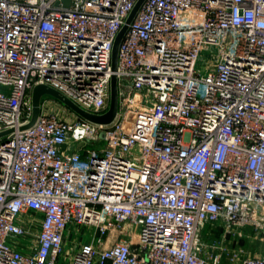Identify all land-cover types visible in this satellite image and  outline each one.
Instances as JSON below:
<instances>
[{
	"label": "built area",
	"instance_id": "1",
	"mask_svg": "<svg viewBox=\"0 0 264 264\" xmlns=\"http://www.w3.org/2000/svg\"><path fill=\"white\" fill-rule=\"evenodd\" d=\"M136 1L0 0V264H57L75 226L94 234L68 264H264V0H144L113 71ZM113 73L110 124L43 95L19 129L37 84L103 114ZM205 223L233 248L203 254Z\"/></svg>",
	"mask_w": 264,
	"mask_h": 264
},
{
	"label": "rangeland",
	"instance_id": "2",
	"mask_svg": "<svg viewBox=\"0 0 264 264\" xmlns=\"http://www.w3.org/2000/svg\"><path fill=\"white\" fill-rule=\"evenodd\" d=\"M212 52L205 51L201 55V58L198 62V68L203 69V65L205 64V60L211 56ZM44 98L53 99L54 97L50 95H44ZM52 105V109H55L61 117L68 119H75L77 115L64 106L62 103H58L56 101L50 102ZM39 221L34 219V224L29 229L27 234L23 237V241L25 243L30 242L32 244L36 240L37 232L39 229L38 225ZM126 225H129L126 223ZM94 234L92 228H88L85 226L74 227L71 235V239H68V242L64 245L63 252L61 254V258L57 264H68L66 255H70L73 249L76 247L79 242H87L91 239V236ZM222 230L217 228L215 225H211L208 223L203 224L199 228L198 239L201 241L203 245H208L210 243L211 247L214 245L222 243L226 249L231 250L233 248L232 239L227 237L223 239ZM236 240V239H235ZM239 245L243 246V248L250 254L256 255L258 254L263 246V233L259 230H245L242 234V237L239 238ZM209 247V248H211ZM208 251V249H206ZM205 247L203 246L202 252L206 253ZM206 251V252H205Z\"/></svg>",
	"mask_w": 264,
	"mask_h": 264
},
{
	"label": "water",
	"instance_id": "3",
	"mask_svg": "<svg viewBox=\"0 0 264 264\" xmlns=\"http://www.w3.org/2000/svg\"><path fill=\"white\" fill-rule=\"evenodd\" d=\"M62 1L64 5H68L70 2V0H62ZM143 2L144 0L136 1L128 17L126 18L125 23L123 24V26L121 27V29L119 30V32L115 37L112 47V54H111V66L113 71H115L117 68L118 49L121 40L123 39V36L127 31L128 24L132 21V19L134 18L135 14L137 13L138 9L140 8ZM43 95H50L54 97L80 118L97 124H110L116 117L118 110V87H117V78L115 73L112 74L110 79V97H109L108 109L103 114L100 115L92 114L83 110L73 101H71L69 98H67L64 95H61L58 91H56L51 87H48L44 84H37L32 89V98H31L32 114L30 120L26 124L22 125L19 129L23 130L29 128L34 124L40 112V100ZM11 131L12 129H8L0 132V137L8 134Z\"/></svg>",
	"mask_w": 264,
	"mask_h": 264
},
{
	"label": "crops",
	"instance_id": "4",
	"mask_svg": "<svg viewBox=\"0 0 264 264\" xmlns=\"http://www.w3.org/2000/svg\"><path fill=\"white\" fill-rule=\"evenodd\" d=\"M66 239L67 240L65 241V244H66V242H68V239H70V233H66ZM204 247H205V250L208 249V251L211 250V248H212L210 243L208 245H204ZM209 247H211V248H209ZM202 253L205 254L204 252H202ZM68 257H69V255L67 254V257H65L67 259V262H69ZM206 264H212V263L208 261ZM221 264H236V263H230L228 258L226 256H223L222 259H221Z\"/></svg>",
	"mask_w": 264,
	"mask_h": 264
}]
</instances>
